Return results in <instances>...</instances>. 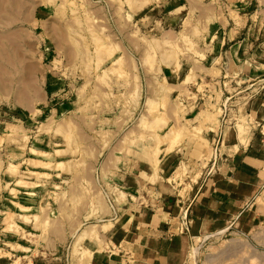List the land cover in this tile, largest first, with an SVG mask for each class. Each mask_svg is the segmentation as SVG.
Here are the masks:
<instances>
[{
	"label": "rangeland",
	"instance_id": "1",
	"mask_svg": "<svg viewBox=\"0 0 264 264\" xmlns=\"http://www.w3.org/2000/svg\"><path fill=\"white\" fill-rule=\"evenodd\" d=\"M258 105L264 0H0V264L118 257L114 220L184 205ZM250 212L182 264H264V182Z\"/></svg>",
	"mask_w": 264,
	"mask_h": 264
},
{
	"label": "crops",
	"instance_id": "2",
	"mask_svg": "<svg viewBox=\"0 0 264 264\" xmlns=\"http://www.w3.org/2000/svg\"><path fill=\"white\" fill-rule=\"evenodd\" d=\"M258 106L247 113L253 119L264 114V106ZM244 135L223 136L228 141L222 148L223 160L214 173L197 181L184 205L159 185V193L148 197L146 205L116 218L110 236L121 246L118 257L108 258L95 249L89 264H182L192 236L252 221L253 198L264 182V133L251 130ZM182 210L186 227L179 231Z\"/></svg>",
	"mask_w": 264,
	"mask_h": 264
},
{
	"label": "bare ground",
	"instance_id": "3",
	"mask_svg": "<svg viewBox=\"0 0 264 264\" xmlns=\"http://www.w3.org/2000/svg\"><path fill=\"white\" fill-rule=\"evenodd\" d=\"M229 251H230V250H229ZM196 255H197V249L194 248V249L192 250V256H193V258H196Z\"/></svg>",
	"mask_w": 264,
	"mask_h": 264
}]
</instances>
